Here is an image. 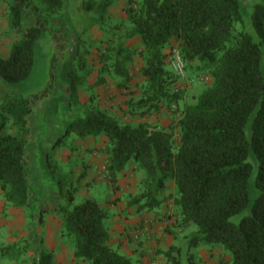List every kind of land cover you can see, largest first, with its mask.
Masks as SVG:
<instances>
[{"label": "trees", "instance_id": "1", "mask_svg": "<svg viewBox=\"0 0 264 264\" xmlns=\"http://www.w3.org/2000/svg\"><path fill=\"white\" fill-rule=\"evenodd\" d=\"M113 1L85 0L84 8L97 10L103 19ZM69 5L70 0H9V24L21 38L9 55L0 54V79L14 83L31 74L38 42L47 31L54 49L66 52L63 73L69 103L81 102L80 87L96 61L83 75L68 67L81 54L79 43L84 41L64 23ZM127 12L132 27L125 37L137 36L140 43L129 47L122 36L118 41L101 39L107 45L96 52L100 66L95 85L111 77L119 89L128 88L138 74L139 92L129 90L126 114L144 118L167 108L178 116L163 127L146 120L122 123L92 105L85 116L67 123L58 143L73 132L103 135L106 177L112 184L128 162H136L146 171L141 181L145 190L133 194L128 204L139 211H154L167 200L160 193L171 181L175 184L177 222L181 227L196 224L197 229L186 249L176 244L161 249L167 264H183L184 258L188 264H201L191 249L202 244L222 245L228 251L220 264H264V0L251 13L256 37L234 26L244 20L241 0H132ZM99 17L91 24L101 23ZM168 46L171 53L179 49L183 74L172 60L168 66ZM88 53L92 55L87 49L82 54ZM53 58L56 62L57 52ZM187 71L206 73L211 80L195 102L184 100L185 89L179 84ZM6 90L0 80V188L7 202L22 207L32 203L27 159L30 113L47 92L32 97ZM250 181L258 191L251 212L233 222V215L248 208ZM69 200L73 203L72 194ZM58 213L74 238L77 261L135 264L131 255L110 243L109 212L96 198L61 205ZM32 264L58 263L40 246Z\"/></svg>", "mask_w": 264, "mask_h": 264}, {"label": "rangeland", "instance_id": "2", "mask_svg": "<svg viewBox=\"0 0 264 264\" xmlns=\"http://www.w3.org/2000/svg\"><path fill=\"white\" fill-rule=\"evenodd\" d=\"M95 1L98 2L99 0ZM131 1L114 0L103 19H100L97 10L91 12L85 10V0H70L69 7L64 9V23L69 28L74 27L76 34L80 33L82 40H84L79 43L82 49L81 54L68 67H72L78 74L83 75L91 68V61H96L93 64L95 65L93 73L80 87L81 102L78 104L69 103L64 89L63 60L66 59V52H58L54 49V39L47 31L43 32L38 42L35 66L31 74L14 83L0 79L4 82L7 92L32 97L38 93L47 92L46 95H41L33 103L29 120L31 136L27 148V159L32 203L22 207L14 206L6 201L0 188V264H32L33 257L39 252L40 246L45 251L51 252L58 264H90L88 260L77 261L78 259L74 255V238L68 234L64 221L58 213L61 205L73 206L90 195L94 196L108 210L109 218L106 220V224L112 232L111 238L113 236L115 239H113L114 242L110 240V243L124 252L118 245V238L124 233V229L121 230L116 227L114 216L120 217L121 224L124 226L129 222L128 201L133 194L145 190L141 181L146 176V171L139 167L136 162L130 161L119 173L117 182L110 184V186L107 185L108 180L103 179V177L102 179L97 178V181L93 182L92 185L84 183L82 180L80 181V178H83V172L80 171H86V164L92 166L98 163L92 154V149L102 144L101 141L105 139L104 136H83L73 132L61 143H58L57 140L64 132L67 123L79 115L85 116L92 105H98L108 110L122 123L125 121L137 123L140 120H146L153 126L163 127L169 126L178 116L174 111L167 108L144 118L126 114L125 102L130 97L131 92L129 90L134 89L135 92H139L136 83L141 82L142 78L138 74H135L128 88L119 89L111 77H107L104 84L95 85L97 69L100 66L96 52L103 44L107 45V43H102L101 39L106 40L109 37H115V40L118 41L122 36L125 44L129 47L140 43L137 36L125 37V33L132 27L127 12V7ZM258 1L241 0L244 20L234 24L237 30H246L255 37L256 33L251 24V13ZM8 3L9 0H0V54L3 56L9 55L13 44L21 38V34L15 32L9 24ZM96 17H99L101 23L91 24L96 20ZM91 25L93 26L91 27ZM85 29L87 30L83 33ZM173 46H177L176 43ZM85 49L89 50L92 55L89 53L86 56L82 54ZM166 50L168 52V66L172 67L171 46H168ZM56 52L58 59L54 62L53 56ZM203 76L205 78L198 79ZM210 81L206 73L190 75L187 71L186 76L179 79L180 86L185 89L184 100L195 102L197 96L209 86ZM180 103L183 105V100ZM48 160L51 166L48 164ZM87 178L89 177L84 179L87 180ZM251 181L248 208L233 215L231 217L233 222H239L243 215L251 212V206L258 193ZM175 191V184L171 181L169 186L160 193V198L166 196L167 200L162 201L154 210L159 211L165 217V222L160 225V230L165 232L161 235V238L166 240L164 246L162 245L160 251L154 255L148 253L142 256L139 251L130 254L135 264H167L161 249L166 250L172 244L187 248L186 245L189 243L193 231L197 229V225L181 227L178 224L179 211L173 201ZM71 194L74 196L73 203H70L69 200ZM114 196L119 197L121 201L117 206L107 203ZM145 201L143 199V202ZM137 211L139 210L137 209ZM137 237L136 240H140V237ZM7 246H12V248L6 250ZM191 250L198 255V262L201 264H220V259L226 258V252H228L222 245L211 244L194 246ZM182 263L188 264L187 259L184 258Z\"/></svg>", "mask_w": 264, "mask_h": 264}, {"label": "crops", "instance_id": "3", "mask_svg": "<svg viewBox=\"0 0 264 264\" xmlns=\"http://www.w3.org/2000/svg\"><path fill=\"white\" fill-rule=\"evenodd\" d=\"M105 138V137H104ZM57 143V141H55ZM102 144H99V146L94 147L92 150V154L95 156L96 161H98L97 164L89 166V164L85 165L86 171H80L83 172V178H80V181L84 183H88L92 185L93 182L97 181L98 179H106L108 180L107 185L110 186L111 181L105 176V154H104V147L106 145V139L101 141ZM104 169V171H102ZM89 174V176H88ZM87 178L85 180L84 178ZM100 182V180H99ZM91 196V195H90ZM94 197V196H91ZM95 198V197H94ZM107 202L110 205L117 206L121 202L119 197H112ZM128 214H129V222L124 226L121 224L120 217L118 218L117 215L114 216L115 225L117 228H120L124 231V233L121 235V237L118 238V245L119 248L122 249L127 254H134L137 251L142 256H145L146 254L150 253L151 255H154L159 249L164 246V242L166 240H163L161 238V235H163L165 232L160 230L161 223L165 222V217H163L159 211H137L135 205L129 204L128 207ZM109 218V217H108ZM122 218V217H121ZM164 220V221H163ZM128 230V232H127ZM111 235L112 232L110 231ZM140 237V240H136ZM113 236L111 238V241L114 242ZM154 259L155 256H152Z\"/></svg>", "mask_w": 264, "mask_h": 264}, {"label": "built area", "instance_id": "4", "mask_svg": "<svg viewBox=\"0 0 264 264\" xmlns=\"http://www.w3.org/2000/svg\"><path fill=\"white\" fill-rule=\"evenodd\" d=\"M171 60H172V65L176 69L178 73L183 74L184 72V62L181 58L180 52L178 48H173L172 53H171ZM106 176V172H105ZM137 237V236H136Z\"/></svg>", "mask_w": 264, "mask_h": 264}]
</instances>
